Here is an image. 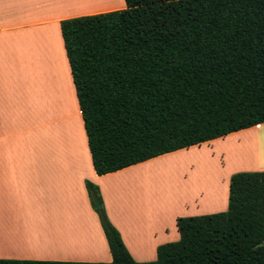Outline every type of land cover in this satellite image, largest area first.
I'll use <instances>...</instances> for the list:
<instances>
[{
    "label": "trees",
    "instance_id": "obj_1",
    "mask_svg": "<svg viewBox=\"0 0 264 264\" xmlns=\"http://www.w3.org/2000/svg\"><path fill=\"white\" fill-rule=\"evenodd\" d=\"M60 21L97 175L264 123V0H124ZM109 263L264 264V171L230 177L227 210L179 217V240L136 262L86 182ZM94 199L100 204L94 206Z\"/></svg>",
    "mask_w": 264,
    "mask_h": 264
},
{
    "label": "crops",
    "instance_id": "obj_2",
    "mask_svg": "<svg viewBox=\"0 0 264 264\" xmlns=\"http://www.w3.org/2000/svg\"><path fill=\"white\" fill-rule=\"evenodd\" d=\"M107 1L0 0V259L109 263L85 186L90 182L133 260L154 261L160 245L179 240L177 218L226 211L230 177L264 171L262 123L113 173H95L60 21L125 8L124 0L105 8ZM183 151L195 159L179 181L198 182L202 174L203 185L167 206L156 198L137 201L143 191L131 176Z\"/></svg>",
    "mask_w": 264,
    "mask_h": 264
},
{
    "label": "rangeland",
    "instance_id": "obj_3",
    "mask_svg": "<svg viewBox=\"0 0 264 264\" xmlns=\"http://www.w3.org/2000/svg\"><path fill=\"white\" fill-rule=\"evenodd\" d=\"M114 1L116 0H108L103 3V7L107 8ZM193 159H195V155L183 151L181 154L162 157L144 165L139 172L136 171V175L131 176L135 177L132 184L140 185V189L143 191L141 192V199L137 201L140 202L145 199L144 201L147 202V200L156 198L157 202L167 206L175 200L176 195L194 193L198 187L203 185V181L205 182L202 174H200L198 182L192 180L188 183H181L179 181L180 173L186 168L187 162Z\"/></svg>",
    "mask_w": 264,
    "mask_h": 264
},
{
    "label": "water",
    "instance_id": "obj_4",
    "mask_svg": "<svg viewBox=\"0 0 264 264\" xmlns=\"http://www.w3.org/2000/svg\"><path fill=\"white\" fill-rule=\"evenodd\" d=\"M94 206H95L96 208H99V207H100V204H99V202L97 201V199H94ZM259 245L264 246V240H263Z\"/></svg>",
    "mask_w": 264,
    "mask_h": 264
},
{
    "label": "bare ground",
    "instance_id": "obj_5",
    "mask_svg": "<svg viewBox=\"0 0 264 264\" xmlns=\"http://www.w3.org/2000/svg\"><path fill=\"white\" fill-rule=\"evenodd\" d=\"M247 150H248V152H249L248 147L246 148L245 151L247 152ZM246 152H245V153H246ZM248 152H247L246 154H249V153H250V152H249V153H248ZM58 223H59V222H58ZM68 224H69V223H68ZM84 228L86 229V227H85L84 225H82V229H83V230H85ZM61 231L63 232V230H61ZM134 234H135V238L138 237L137 233L134 232ZM25 245H26V238H25Z\"/></svg>",
    "mask_w": 264,
    "mask_h": 264
}]
</instances>
